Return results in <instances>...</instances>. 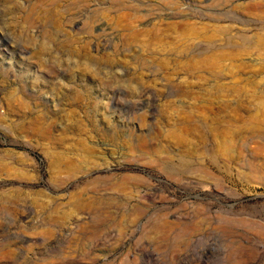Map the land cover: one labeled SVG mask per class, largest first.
Segmentation results:
<instances>
[{
  "label": "rangeland",
  "instance_id": "rangeland-1",
  "mask_svg": "<svg viewBox=\"0 0 264 264\" xmlns=\"http://www.w3.org/2000/svg\"><path fill=\"white\" fill-rule=\"evenodd\" d=\"M172 1L221 68L150 0H0V264H264V0Z\"/></svg>",
  "mask_w": 264,
  "mask_h": 264
},
{
  "label": "bare ground",
  "instance_id": "bare-ground-1",
  "mask_svg": "<svg viewBox=\"0 0 264 264\" xmlns=\"http://www.w3.org/2000/svg\"><path fill=\"white\" fill-rule=\"evenodd\" d=\"M186 6L192 5V0H183ZM229 0H215L216 5L220 2H228ZM183 4V6L185 5ZM150 10H166L169 14V17L157 19L154 22V35L159 38V40H166L172 45H174L177 50L176 54H180L181 58L185 59V66L187 68H191L192 56L195 54L201 60V66L204 70H208L209 72L216 71L217 69L222 67V61L227 59L226 53H222L224 55H204L207 54V51H203L204 49L208 50L210 47V39L211 36L208 35V28L206 25H198V23L191 21L187 17H184L178 21H172L170 17L181 16L182 12L179 11L180 3L172 0H150L148 4ZM186 8V7H185ZM132 10V9H131ZM136 10V8H133ZM176 34L177 36H175ZM195 34H197L198 38H202L200 42L197 44L194 42ZM249 42L247 38H244L240 44H236L237 53H233V57L240 56L243 54H249L250 51L248 47H243L242 45H246ZM257 44L260 48L264 49V34L257 39ZM230 47H235L234 44L228 43ZM242 46V47H241ZM251 50V49H250ZM218 54V53H212ZM230 58V59H233ZM231 63L233 64L232 60ZM204 139H208L209 131L208 128L203 132ZM210 144L212 145V149H219L214 145L213 141L210 139ZM220 147V146H218ZM222 147H220L221 150ZM162 223V222H161ZM159 224V223H158ZM158 227V226H157ZM162 228V227H161Z\"/></svg>",
  "mask_w": 264,
  "mask_h": 264
}]
</instances>
